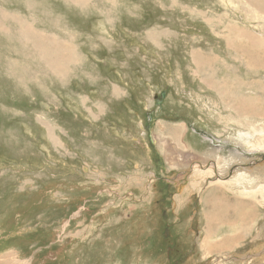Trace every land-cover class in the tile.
Returning a JSON list of instances; mask_svg holds the SVG:
<instances>
[{
  "label": "rangeland",
  "instance_id": "obj_1",
  "mask_svg": "<svg viewBox=\"0 0 264 264\" xmlns=\"http://www.w3.org/2000/svg\"><path fill=\"white\" fill-rule=\"evenodd\" d=\"M0 264H264V0H0Z\"/></svg>",
  "mask_w": 264,
  "mask_h": 264
},
{
  "label": "bare ground",
  "instance_id": "obj_2",
  "mask_svg": "<svg viewBox=\"0 0 264 264\" xmlns=\"http://www.w3.org/2000/svg\"><path fill=\"white\" fill-rule=\"evenodd\" d=\"M217 196H219V193H217L216 195H214V196H210V198L208 199V202H209V208H210V210L211 211H214L216 208H217ZM213 207H214V209H213ZM215 216V214H210L209 216H208V222L210 221V225H211V227L209 228V233H210V229L212 228V221L214 220L213 219V217ZM244 220V219H243Z\"/></svg>",
  "mask_w": 264,
  "mask_h": 264
},
{
  "label": "flooded vegetation",
  "instance_id": "obj_3",
  "mask_svg": "<svg viewBox=\"0 0 264 264\" xmlns=\"http://www.w3.org/2000/svg\"><path fill=\"white\" fill-rule=\"evenodd\" d=\"M155 164H157V163H155ZM158 165V164H157ZM154 173H155V176H156V174L158 175V173H157V171L155 170L154 171ZM157 177V176H156ZM161 179L159 178V181H160Z\"/></svg>",
  "mask_w": 264,
  "mask_h": 264
},
{
  "label": "water",
  "instance_id": "obj_4",
  "mask_svg": "<svg viewBox=\"0 0 264 264\" xmlns=\"http://www.w3.org/2000/svg\"><path fill=\"white\" fill-rule=\"evenodd\" d=\"M163 95H165V93Z\"/></svg>",
  "mask_w": 264,
  "mask_h": 264
}]
</instances>
